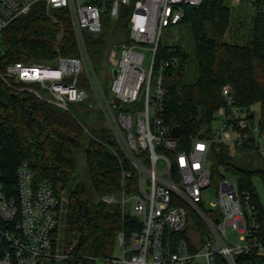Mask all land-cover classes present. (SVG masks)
Here are the masks:
<instances>
[{
    "label": "built area",
    "instance_id": "1",
    "mask_svg": "<svg viewBox=\"0 0 264 264\" xmlns=\"http://www.w3.org/2000/svg\"><path fill=\"white\" fill-rule=\"evenodd\" d=\"M36 0H0V30L26 13ZM46 13L65 8L76 46L75 55L57 54L53 64L12 61L0 78L21 83L45 100L67 108L68 102L91 100L87 106L102 115L112 142L107 147L118 163V187L99 197L116 203L121 216L135 221L116 233V251L108 257H90L94 264H214L220 254L235 264L234 254L253 248L264 254L259 236L258 209L247 188L221 177L206 205L201 189L210 182L207 165L212 144L229 150L249 145L264 161V128L234 103L228 85L221 86L222 102L214 110L217 127L187 138L171 136L161 118L165 88L163 68L177 65L168 47L157 51L162 29L176 23L182 6L201 0H42ZM238 1V0H234ZM119 4L129 5L126 41L111 48L112 69L102 85L88 56L83 31L101 28V12L115 16ZM143 50L149 61L143 66ZM81 81L82 84L78 82ZM29 83H37V87ZM247 150V148L245 149ZM9 191L0 181V264H59L70 258L68 246L52 245L58 198L48 182H33L27 162L14 169ZM194 215L203 229L192 225ZM237 232L238 242L226 229Z\"/></svg>",
    "mask_w": 264,
    "mask_h": 264
},
{
    "label": "trees",
    "instance_id": "2",
    "mask_svg": "<svg viewBox=\"0 0 264 264\" xmlns=\"http://www.w3.org/2000/svg\"><path fill=\"white\" fill-rule=\"evenodd\" d=\"M182 9L173 25L187 31L188 42L179 37L164 43L160 38L156 46L161 53L172 47L178 58L177 65L163 68V123L178 126L179 139L210 131L214 110L222 102L221 86L226 84L247 117H255L252 105H257L255 119L264 128V0H201ZM130 11L129 5L119 4L115 16L101 12L99 31H83L94 70L108 48L126 41ZM49 12L42 0H36L0 30L1 73L12 61L53 64L57 54H76L65 8ZM6 79L7 83L0 78V181L13 191L14 169L24 160L33 182H48L58 198L51 243L60 250L70 246V258L59 264H89L90 257L113 255L117 231L127 230L135 218L121 216L116 203L99 197L118 187V163L107 147L113 142L101 113L87 106L91 97L64 108ZM236 149L251 151L245 144ZM208 159L211 178L221 177L215 168L221 163L239 188L250 190L264 239V207L251 180L255 174L263 176L264 168L237 165L221 143L211 145ZM188 216L193 226L203 229L194 215ZM234 261L264 264V254L250 248L234 254ZM214 264H225L220 254H214Z\"/></svg>",
    "mask_w": 264,
    "mask_h": 264
},
{
    "label": "rangeland",
    "instance_id": "3",
    "mask_svg": "<svg viewBox=\"0 0 264 264\" xmlns=\"http://www.w3.org/2000/svg\"><path fill=\"white\" fill-rule=\"evenodd\" d=\"M179 37H182L181 39L183 41L188 42V34L187 31H184L182 29L176 28L173 24L168 25L162 29L161 33V40L164 43H170L174 39H178ZM114 46L108 48L109 50L107 51L106 57L102 63H99L97 67H95V71L97 76L100 78L101 83L103 86L107 84L109 81V73L108 71L112 69V66L109 64V61H111V48ZM143 66H146L149 61V52L146 50H143ZM194 78V73L193 71L189 75L188 79H193ZM252 108L254 110V118H256V111H257V105L254 104L252 105ZM213 127H217V122L213 121L212 122ZM229 155L231 156V159L233 160L234 163L237 165L243 166V167H254V168H264V161L261 160V158L253 151H245V150H239L234 147H230L228 150ZM207 165L209 167L210 165V159L207 161ZM216 172L220 174L221 177L226 178L229 181H234L233 177L231 176L230 172L226 169L223 168L221 163H217L215 165ZM219 177L218 179H213L210 177V182L207 186L203 187L201 189V200L208 205V201L211 200L214 196V192L216 189L217 182L221 178ZM252 184L254 186V189L257 193L258 199L261 203V205L264 207V174L259 175L255 174L251 178ZM226 234L228 236V239L231 240L232 242H238L237 238V232L227 228L226 229ZM94 264H105L104 261L102 260H96Z\"/></svg>",
    "mask_w": 264,
    "mask_h": 264
},
{
    "label": "water",
    "instance_id": "4",
    "mask_svg": "<svg viewBox=\"0 0 264 264\" xmlns=\"http://www.w3.org/2000/svg\"><path fill=\"white\" fill-rule=\"evenodd\" d=\"M178 126H176V125H173V126H171L170 128H169V133H170V135L171 136H177L178 135Z\"/></svg>",
    "mask_w": 264,
    "mask_h": 264
}]
</instances>
